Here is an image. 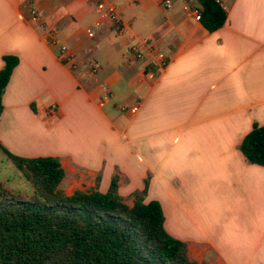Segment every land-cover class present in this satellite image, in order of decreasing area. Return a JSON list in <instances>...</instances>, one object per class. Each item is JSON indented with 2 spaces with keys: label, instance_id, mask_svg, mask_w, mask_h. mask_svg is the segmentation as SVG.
Wrapping results in <instances>:
<instances>
[{
  "label": "crops",
  "instance_id": "obj_1",
  "mask_svg": "<svg viewBox=\"0 0 264 264\" xmlns=\"http://www.w3.org/2000/svg\"><path fill=\"white\" fill-rule=\"evenodd\" d=\"M103 1L121 29L94 27L96 0H0V69L4 55L18 58L0 98V144L57 157L66 194L105 192L116 176L131 206L147 180L144 201L160 203L191 260L264 264V165L239 149L264 125V0H217L227 17L212 32L195 19L198 0ZM60 44L99 72L80 77L60 61ZM158 54L166 65L150 74ZM133 103L136 113L121 109Z\"/></svg>",
  "mask_w": 264,
  "mask_h": 264
},
{
  "label": "trees",
  "instance_id": "obj_2",
  "mask_svg": "<svg viewBox=\"0 0 264 264\" xmlns=\"http://www.w3.org/2000/svg\"><path fill=\"white\" fill-rule=\"evenodd\" d=\"M198 2L206 30L224 24L227 12L217 0ZM2 60L0 98L18 63L14 55ZM239 149L250 163L264 165V125L253 124ZM0 151L33 188L22 197L0 184V264H203L191 260L185 242L166 231L160 203L144 201L147 180L132 193L131 206L118 194L116 176L105 192L66 194L57 157H22L1 144Z\"/></svg>",
  "mask_w": 264,
  "mask_h": 264
},
{
  "label": "built area",
  "instance_id": "obj_3",
  "mask_svg": "<svg viewBox=\"0 0 264 264\" xmlns=\"http://www.w3.org/2000/svg\"><path fill=\"white\" fill-rule=\"evenodd\" d=\"M162 5L165 8L171 7V1L170 0H162ZM96 10L98 12V19L94 23V27H100L104 24L105 21H111L115 24H117L118 28L121 29L119 16L116 10V7L108 2H105L103 0H96ZM195 19L200 20V12L199 10H195ZM52 34V33H51ZM87 36L92 38L94 36V31L92 29L87 30ZM51 43H54V39L51 40ZM129 52L132 54H135L136 56L142 58L144 56V53L137 48V46H132L129 49ZM58 56L60 58V61L67 66L71 70H75L77 74L80 77L85 78H93L100 70V66L95 61H87L84 64L81 65V63L78 61L76 55L70 51V49L66 45H58ZM159 61L155 64L154 67L149 68L147 70L150 74H155L159 72L165 65L166 60L163 59L162 54H158ZM157 67L158 69L154 71V68ZM112 96V93L109 89H104V94L102 96V100L100 104L102 105L106 100L110 99ZM57 105L52 104L50 105L46 110L45 114L50 117L53 116V114L56 112ZM122 110H128L130 113H136L138 111V103L133 104H123L121 106Z\"/></svg>",
  "mask_w": 264,
  "mask_h": 264
},
{
  "label": "rangeland",
  "instance_id": "obj_4",
  "mask_svg": "<svg viewBox=\"0 0 264 264\" xmlns=\"http://www.w3.org/2000/svg\"><path fill=\"white\" fill-rule=\"evenodd\" d=\"M0 184L10 193L22 197H28L33 192L32 185L23 179L15 166L10 161H7L2 154H0ZM63 191L68 193L65 190ZM126 200L130 203L128 199Z\"/></svg>",
  "mask_w": 264,
  "mask_h": 264
}]
</instances>
